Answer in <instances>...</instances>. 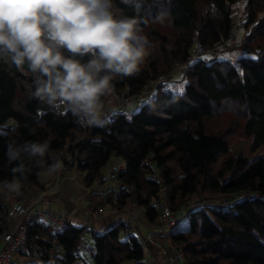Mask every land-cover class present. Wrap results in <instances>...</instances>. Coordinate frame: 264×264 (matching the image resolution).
Listing matches in <instances>:
<instances>
[{
	"label": "trees",
	"instance_id": "1",
	"mask_svg": "<svg viewBox=\"0 0 264 264\" xmlns=\"http://www.w3.org/2000/svg\"><path fill=\"white\" fill-rule=\"evenodd\" d=\"M239 1L114 0L122 14L147 21L141 24L142 34L169 65L179 62L185 67L187 84L183 93L160 85L156 93L143 97L147 102L138 112L127 113L126 105L112 113L106 128H80L70 112L59 115L29 99L26 84L34 77L27 65L22 71L0 59V182L11 181V169L19 163L7 160L9 142L49 141L48 164L53 154L73 143L71 158L61 154V159L82 175L86 187L102 186L107 182L103 171L114 159L123 162L121 191L108 197L107 204L124 208L134 202L152 225L162 220L154 205L161 186L167 187V202L175 213L200 193L224 199L218 206L195 207L188 226L167 236L179 247L183 264H264V0H247L245 5L248 34L241 49L246 54L236 61H188L195 45L211 50L235 34L233 7ZM158 12L169 14L168 34L153 22ZM163 73L153 58L135 74L117 76L112 85L117 94L124 91L138 101ZM231 102L244 109L242 134L233 140V131L220 124L219 114ZM249 141L251 154L246 156ZM25 164L30 171L21 184L43 189L39 177L45 172L27 158ZM3 205L0 197V209ZM83 228L71 226L54 234L50 225L36 222L29 226L28 239L47 250L53 245L65 248L57 257L44 254L42 264H76L86 238ZM125 229L118 224L92 235L93 264H144L143 242L137 235L124 237ZM3 231L0 225V235Z\"/></svg>",
	"mask_w": 264,
	"mask_h": 264
},
{
	"label": "clouds",
	"instance_id": "2",
	"mask_svg": "<svg viewBox=\"0 0 264 264\" xmlns=\"http://www.w3.org/2000/svg\"><path fill=\"white\" fill-rule=\"evenodd\" d=\"M146 22L122 14L114 0H0V59L22 71L27 65L34 77L26 84L29 99L59 115L70 112L80 128H106L111 120L103 98L114 92L112 81L138 72L152 48L142 34ZM153 22L171 23L167 12ZM49 150L47 140L9 142L7 160L19 163L0 192L20 193L30 171L26 158L47 175L61 171V154L48 164Z\"/></svg>",
	"mask_w": 264,
	"mask_h": 264
},
{
	"label": "rangeland",
	"instance_id": "3",
	"mask_svg": "<svg viewBox=\"0 0 264 264\" xmlns=\"http://www.w3.org/2000/svg\"><path fill=\"white\" fill-rule=\"evenodd\" d=\"M246 3H247V0H240L238 2V4L233 7L234 8V11H233L234 24L236 26V29L234 32L235 36L233 38L230 37V39L227 41V43H224V42L220 43L216 47H214V49L206 50V51H204L203 54L196 56V57H193V58H195V59L202 58V59H207L208 61L212 60V59H217V60L220 59L221 60V59L225 58V59H230V60L233 59L234 61H236V59L238 58L237 56H239L240 54L241 55L246 54L245 52H242V49H245V46H244L245 39H246L245 37L248 34L246 29L244 28V21H246V19H247V16L245 14ZM156 26L159 27V29L162 30L164 33L168 34L167 24L162 26V25L156 23ZM153 47L156 48L157 44L154 43ZM237 47H239V48L236 50ZM238 50H240V51H238ZM246 51H248V50H246ZM153 58L158 60L160 66H161V71L164 72L163 73L164 75H161V76H164L167 79V81L169 83L168 87L170 88V91L173 93H183L185 86L187 84V81L183 79V75H182V71L184 70L185 67H182V65L179 66V62H176V63L174 62V64H172L173 66L169 65L168 62L164 60L165 59L164 56L162 54H160L158 50H153V48L149 49V55L145 57L143 64H145V65L148 64L150 62V60ZM160 85H163L164 87H166L164 84H158L156 82L154 85L149 86V88L147 89V93L143 94L140 98H138V101H135V99H132L128 102H124V99L128 96V93L123 91L121 94H117L114 91L110 96L104 98L105 109H106L108 115L110 116L112 113L117 112L120 108L126 107V105H127V109H126L127 113L133 114L135 112H138L142 106L143 101H144V103L147 102L145 100H142L143 97L156 93L157 90L160 89L159 88ZM168 87H166V88H168ZM154 97H152L150 100H153ZM139 99H141V100L139 101ZM243 110H244L243 106L231 102V103L224 104L219 111V114L221 116V122H222L220 124L223 125L225 130L230 129L233 131V133L230 134V136H229L230 140H233L236 136H239L242 134V126L244 123L243 122V120H244ZM250 145H251V141H249V143H248L247 152L245 153L246 156H249L251 154ZM68 150H69L68 148L63 149L61 151V154L64 156H67V158L70 159L71 155L68 154ZM113 162L123 163L121 160H115V159L113 160ZM68 168H70V167L68 166ZM219 168H220V166H217L215 168V170L217 171ZM72 173H73L72 175L75 176L76 181H78L80 183V184H78V188L80 187V190H82V193L84 195H87V193L89 194V196H87L89 198V200L87 203L82 204V207L83 206L84 207L81 208V210L79 209V212H78L79 214L74 213L75 211L73 208L75 206H73V203L71 206L66 205L68 203L67 201L65 204H62V207H65L64 211H67V212L61 213L59 211L57 213L69 216L70 221H71V226L76 225V227H83V225H84L83 229H87L88 231H92L93 225H94V227L96 226L94 229H100V227H102V226L111 228V227L116 226L118 224H125L126 229L123 232V236L125 237V234H126L125 231L127 229H129L130 231H133L134 233L139 235L140 236L139 239L143 242V246L146 250V254L152 256L153 259H155L158 264H170V259L172 258V256H174L175 254L180 252L179 247L177 245H173L169 239H166V237L170 235L171 231H168L167 233H160L159 235H156L155 233H153L154 229H162V227L164 225H166L165 221L161 220L160 223L156 224V225H152V224L148 223L146 218L145 217L143 218L142 209L134 202H129L128 205L125 206L124 208H120L117 206H111V204L110 205L107 204L108 199L110 197L116 196L114 193V189H110L111 191H109L108 181L105 182L102 186H96L93 188H89V187H86L85 182L82 178V175L77 170H75V171L72 170ZM103 173L107 179V175L109 173V167L106 168L103 171ZM54 181H55V179H54ZM39 183L42 187L44 184H47V183L41 184V182H39ZM103 188H107V190L109 191V195H108L109 198L107 197L106 199H100V195H102V194H100L99 192L104 190ZM116 189L119 190V187H117ZM31 190H32L31 187L27 188L28 196H29V192ZM33 190H35V189H33ZM107 190H106V192H108ZM41 191H45L44 187ZM67 192L70 193V189ZM7 195H9V193L0 192V197L3 200L4 204H5ZM77 196L81 197L80 194ZM14 198H15V196H14ZM33 198H34V196H33ZM242 198H243L242 195L238 196V199H242ZM166 200H167V196H166ZM198 200H201L202 202H207L208 204H216V203L221 204L224 202V199L221 197L218 198L215 196H210L208 194L200 193L198 196L194 197L193 200H191L185 206H183L182 210L179 212L180 215L185 214V215H187V219H188V216H189L188 209L191 208L192 206H194ZM13 201H14V199H13ZM13 201L11 202V204L13 203ZM91 204H93V205L91 206ZM45 206H47L46 201H45ZM97 208H104L106 210V214L102 217H99V216L94 217L92 220H90L91 221L90 224L85 225L84 222H86L85 221L86 217L89 214L93 213ZM194 209L196 210L197 208H194ZM55 211H58L57 207L55 208ZM134 211L137 214L136 218H133L131 216L133 214L132 212H134ZM137 211H138V213H137ZM121 214H126V220H123L120 223H118V222L110 223L111 218H114V217L121 215ZM108 216H110V217H108ZM72 218L81 219L82 220L81 225H77L78 223L73 225ZM104 224H106V225H104ZM184 226L187 227L188 224L185 223L182 227H184ZM88 233H90V232H85L86 238H85L84 245L82 246V249L88 245V242L93 240L92 234H88ZM90 244H91V242H90ZM61 255H63V253ZM41 257L42 256L30 257L28 259V261L30 264H42V261L40 259ZM91 264H93V263L91 262ZM144 264H149V263L145 261ZM179 264H183V260H181L179 262Z\"/></svg>",
	"mask_w": 264,
	"mask_h": 264
},
{
	"label": "built area",
	"instance_id": "4",
	"mask_svg": "<svg viewBox=\"0 0 264 264\" xmlns=\"http://www.w3.org/2000/svg\"><path fill=\"white\" fill-rule=\"evenodd\" d=\"M233 34L231 37L233 38ZM205 48L201 44H197L193 47L191 51V56L188 58V61H191L193 57L203 54ZM180 66V64H179ZM158 84H164L168 87L169 83L164 76H160L156 81ZM156 82L152 83L154 85ZM147 88L142 92V95L147 93ZM135 96L128 95L124 102H128L132 99H135ZM73 143H69L66 148L72 146ZM64 163V162H63ZM125 171V166L122 163H113L109 169L107 175V181L109 183V189H114V193L117 196L121 188L119 186L120 174ZM72 170L64 163V168L52 174L55 179L56 187L61 185L65 178H69L72 175ZM46 182L42 183H48ZM119 187V190L116 188ZM27 185L22 184L20 193H15V198L12 204H4L0 209V225L4 227L3 233L0 235V264H29L28 259L30 257L43 256L49 252L52 256H59L65 252V248L59 245H53L52 248L47 250L46 248L41 247L38 244H32L28 239V229L29 226L35 224L36 222H45L50 225L54 234H59L63 232L66 228L71 227V221L69 216L58 214L53 211L51 208L45 206V191L37 192L34 198L28 197ZM167 187L161 186L160 194L155 200L154 205L156 209L160 212L162 220L165 221L166 225L162 229H154L156 235L160 233H167L168 231H173L186 223L187 215L180 213H175L172 211L168 202L166 200L167 196ZM207 202H202L198 200L194 206L188 209L190 212L192 209L198 206H205ZM219 204H215L218 206ZM106 214L104 208H97L93 213L89 214L85 221L86 224H90L94 217H102ZM143 218L145 213L142 211ZM84 227V225H83ZM109 227H100V229H92V231L84 230L85 232H90L88 234L98 235L103 231H107ZM153 230V229H152ZM125 237L130 235H137L133 231L127 229ZM151 235V234H150ZM139 236V235H137ZM140 237V236H139ZM95 253V249L92 245H87L82 249V254H79V259L76 264H91L92 256ZM16 257L24 258L26 261H16ZM182 260L181 252H178L170 259V264H179ZM150 264H158L155 259H150Z\"/></svg>",
	"mask_w": 264,
	"mask_h": 264
},
{
	"label": "crops",
	"instance_id": "5",
	"mask_svg": "<svg viewBox=\"0 0 264 264\" xmlns=\"http://www.w3.org/2000/svg\"><path fill=\"white\" fill-rule=\"evenodd\" d=\"M47 179H49L48 180V183L43 185L44 189L46 190L45 201H46V205L49 208H51L53 211H55V208L57 207L58 208V211H55V212H59L60 211L61 213L62 212L66 213L67 211H64L65 207H62V204H65L66 201H67L68 203L66 205L71 206L72 203H73V206H75L73 208L74 211H75L74 213H78L79 212V209L81 210V208L84 207V206L82 207V204L88 202L89 198L87 196H89V194L87 193V195H84L82 193V190H80V187L78 188V184H80V183L78 181H76V178H75L74 175H71L69 178L66 177L65 180L61 183V185L58 186V188L56 187V183L54 181V176L53 175H47L46 173H43L39 177V182H41V184H42V182H46ZM69 189H70V193L67 192ZM103 189L104 190H102V191L99 190L100 191L99 193L102 194V195H100V199H106L107 197H109L108 196L109 195V191L107 190V188H103ZM41 190L42 189H40V190H33L32 189L29 192V196L28 197L29 198H33V196L35 197L36 196V193L39 192V191H41ZM106 190L108 192H106ZM79 194L81 195V197L77 196ZM14 196H15V193H9V195L6 196L5 203L6 204H11V202L14 199ZM92 205L93 204H91V206ZM132 213L133 214L131 216L133 218H136V215L137 214L135 213V211L132 212ZM137 213H138V211H137ZM108 217H110V216H108ZM114 218H111L110 219V223H114V222L120 223L123 220H126V214H121V215H118V216H116ZM72 222H73V225H75L77 223H78L77 225H81L82 220L81 219L72 218ZM104 225H106V224H104ZM75 227H76V225H75ZM95 227L93 225L92 226V229H94ZM166 239H169V238L166 237ZM90 242L93 245V241L91 240ZM90 242H88V245H91ZM80 253L82 254V250L80 251ZM151 258H153V257L150 256V255H147L146 262H148L150 264V259ZM17 260L18 261L20 260L21 262L22 261H26V260H24V258H19V257H16V261ZM28 263H29V261H28Z\"/></svg>",
	"mask_w": 264,
	"mask_h": 264
},
{
	"label": "snow or ice",
	"instance_id": "6",
	"mask_svg": "<svg viewBox=\"0 0 264 264\" xmlns=\"http://www.w3.org/2000/svg\"><path fill=\"white\" fill-rule=\"evenodd\" d=\"M242 74V73H241Z\"/></svg>",
	"mask_w": 264,
	"mask_h": 264
}]
</instances>
